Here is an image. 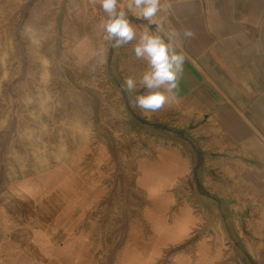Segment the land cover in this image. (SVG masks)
<instances>
[{"label":"rangeland","instance_id":"1","mask_svg":"<svg viewBox=\"0 0 264 264\" xmlns=\"http://www.w3.org/2000/svg\"><path fill=\"white\" fill-rule=\"evenodd\" d=\"M104 19L92 0H0V217L35 216L6 192L44 199V218L70 219L73 264H264L260 235L246 230L264 210L214 191L200 142L212 130L172 93L154 112L129 105L126 77L132 96L146 92L133 49L148 21L128 12L136 38L116 50ZM183 208L193 221L169 240Z\"/></svg>","mask_w":264,"mask_h":264},{"label":"crops","instance_id":"2","mask_svg":"<svg viewBox=\"0 0 264 264\" xmlns=\"http://www.w3.org/2000/svg\"><path fill=\"white\" fill-rule=\"evenodd\" d=\"M160 3L162 10L155 19L164 31L175 28L194 33L183 43L184 72L172 95L196 123L212 130L200 142L202 150L212 153L204 163L206 167L212 163L211 169L217 175L212 176L219 184L214 191L232 196L244 209L262 211L264 0ZM208 176L203 177L206 180ZM6 196L17 198L19 207L22 203L30 206L35 216L23 219L20 214L13 220L0 217V264H73L67 255V243L73 236L70 219L60 213L44 218V199L31 203L30 196L12 191L2 197ZM192 221L189 209L183 208L171 218L164 235L169 240L181 239ZM253 228L246 230L254 236L258 232L264 246V224L254 221ZM132 261L133 257L123 256L119 264Z\"/></svg>","mask_w":264,"mask_h":264},{"label":"clouds","instance_id":"3","mask_svg":"<svg viewBox=\"0 0 264 264\" xmlns=\"http://www.w3.org/2000/svg\"><path fill=\"white\" fill-rule=\"evenodd\" d=\"M92 2L98 4L106 14V19L101 22L105 33L103 40L113 49L119 50L136 38V29L128 19V12L137 20H146L148 25L157 26L156 31H150L145 25L133 49L135 57L147 64V70L139 81L146 92L132 96L137 91V81L130 76L124 79L123 87L130 94L129 105L132 108L144 112L161 109L167 102L168 94H175L179 87L185 64L183 43L193 38L194 33L187 29L181 32L175 28L164 31L162 24H158L155 19L162 10L160 0H128L127 11L122 4L118 7V0Z\"/></svg>","mask_w":264,"mask_h":264},{"label":"bare ground","instance_id":"4","mask_svg":"<svg viewBox=\"0 0 264 264\" xmlns=\"http://www.w3.org/2000/svg\"><path fill=\"white\" fill-rule=\"evenodd\" d=\"M97 263V262H96Z\"/></svg>","mask_w":264,"mask_h":264}]
</instances>
